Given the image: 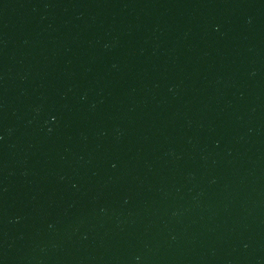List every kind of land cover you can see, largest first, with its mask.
Masks as SVG:
<instances>
[{"label":"water","instance_id":"water-1","mask_svg":"<svg viewBox=\"0 0 264 264\" xmlns=\"http://www.w3.org/2000/svg\"><path fill=\"white\" fill-rule=\"evenodd\" d=\"M0 264H264V0H0Z\"/></svg>","mask_w":264,"mask_h":264}]
</instances>
